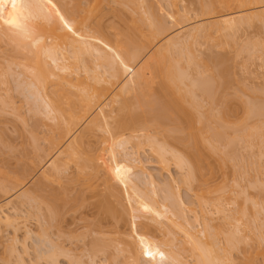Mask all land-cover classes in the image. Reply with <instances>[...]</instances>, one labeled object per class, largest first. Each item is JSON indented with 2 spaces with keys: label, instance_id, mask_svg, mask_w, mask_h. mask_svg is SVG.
Returning <instances> with one entry per match:
<instances>
[{
  "label": "bare ground",
  "instance_id": "bare-ground-1",
  "mask_svg": "<svg viewBox=\"0 0 264 264\" xmlns=\"http://www.w3.org/2000/svg\"><path fill=\"white\" fill-rule=\"evenodd\" d=\"M70 1H72L73 3V0ZM104 1L105 0L103 1L95 0L93 4H89L91 6L87 5L88 9L84 12L85 16L84 15H82V17H80L81 15L78 16V18L80 17L79 20L74 21V24L76 25L71 24L70 26H68L65 25L66 22L63 23L64 17H59V15H57L58 16L57 18L53 15L55 17L54 20L49 19L50 18L49 17L44 22H42L44 20L42 18H45V16L42 17V15L41 16L39 15L41 18H35V22L33 20L34 23H31V21L29 23V20L26 18L25 13L21 10L20 6H18L16 0L14 4H13V0H0V15L3 18L1 19L2 26L0 28H2L1 31H2V36L4 37L3 39L6 38L7 41L10 40L9 43L7 42L8 44H10L11 41L13 44L15 43L16 46L12 45V43L11 45L12 47L14 46L16 48V50L13 52L14 54L16 53V57H19L17 56V54L20 56L21 54H25L27 57L31 56L33 58L32 60H30L33 61V63L30 62V64H33L31 65V67L29 63H27L26 61L27 58L24 61L27 63L26 65H29L30 69L29 68L28 69L33 70L31 71L32 73L31 76L34 80L32 84L36 83L34 86L38 85L40 88L38 90L36 87L38 91H36L35 93L37 98L41 99L40 103L42 102V104H40V106L42 105L41 107H43L44 105L45 107L44 112L46 115L45 114L43 115H45L46 118L53 123L51 125V122L47 123L48 120L46 121V123L49 124V127H47V129H49L47 130L48 136L44 139L45 142L47 143L46 148H51L54 151L61 148L56 153L57 154L56 158L49 164L48 166L49 168L47 169V171L44 170L45 172L42 173L43 176H41V179L39 178L35 183L34 190L47 192L48 191L47 189H49L50 185L52 186V184L54 185L55 183H58V181L59 184H61L60 186H62L64 181L60 183L61 182L60 179L62 180L65 177L67 178V180L71 179L69 181L72 182L75 173L72 171L74 173L73 175V173L71 172L70 169L71 166L75 167L76 169L75 172L77 173L76 174L77 176L75 179L79 183L83 184V185L79 184L78 187H80L81 190H83L84 187L86 186L87 190H89L91 189L90 187L91 184L89 183L87 184V182H90L92 179L93 181L98 180L96 179V177H99L100 175L99 172L102 173L100 169H103L104 178L102 176L101 184L106 186L104 187L103 190L107 188L106 190H108V192H111L112 194L110 188L115 187L114 183L112 182L116 180V182H118V185L121 184L125 186L126 189L128 188V190L132 189L134 193L131 190L130 191L133 194V196H135L134 198H136V195H134L135 192L138 195L139 197L138 200H140L142 203L141 204L139 202V204H137V205L141 204L140 206H138L139 208L133 207L131 208V210H128L129 208V207L127 208L128 204L125 205V209H127L125 212H127V214L130 213L131 215L135 213L136 217L133 216L132 217L133 219L141 218L140 217L141 215L139 216V214H142L145 211L143 207L144 208L147 207L151 212H154V210L159 209L160 210L159 212L161 213L160 214L161 219H163L162 217L165 216L164 220H161L158 216L159 215L158 210H157L158 215L156 214V216H155L156 213L155 211L154 214L150 215L151 217L148 218V222L149 219L151 223L154 222L156 224L155 225L156 230H152V227L154 228L153 226L154 223L152 224H150V222L149 224L143 223V225L141 224L142 227L141 231L143 232V235L142 232L141 234H139V236H141L139 237V239L141 240L144 239L145 241L146 236L148 237L150 234L152 236L153 233L151 232L156 231L157 233V231H159L158 233H160V236H163V239H168V240H162L154 244L157 253L159 252V255L160 253L163 254L162 256L167 255L168 258L171 259L170 261L173 262V264H187L182 259L180 254L183 251H186L192 255V257L194 258V264H237L234 261L232 254L235 252L233 250L235 249L239 250L240 247H238V244L240 242L242 243L243 239L244 240L246 239V236L243 235L242 232L243 231L242 227L245 225L244 221L246 220L245 222L247 221L249 222V218L251 217L253 218V221H256L257 214L254 209H253L254 211L251 210L252 212H249L247 207L241 206L239 208V211L237 212V215H239L238 219L232 217L231 215H227L225 210L226 204H224L223 195H225L226 193L231 194L235 192L237 194V199H238L239 196L241 195L242 197L244 196L243 195L244 191L239 189L240 187H238V184L240 185V183L237 182L238 183L237 184L234 180L231 183L232 185L229 186L225 184V181H223L222 185H214L212 180L217 172L224 173L225 169L228 167L229 165L228 163L230 159L229 155L232 156V153L229 152L230 151L234 152L233 150L236 148L235 147L231 149L232 145H235V143H244V142L246 143L248 142L247 144L244 143V145L246 144V146L254 145L256 141V144L259 146V142H261L260 143L261 145L264 143V98H261L262 97L260 95L261 91L256 92L254 90H253L254 93L256 92L254 95L255 97L257 96V93L260 95L259 98L257 96L258 99L256 98L252 100V97L255 98L254 96L250 97L251 99L247 98L248 97L247 94L250 93L244 94V92L242 94H244L245 98H243L242 96H239V94L237 95V93H233L234 87L232 88V91L229 90L233 94H229V91L227 90L230 81L228 80L227 77L228 67H226L223 71H222L223 68L218 67V71L220 70L219 68H221L220 70L221 73L216 71L217 75L214 74L213 71L209 69L208 67L209 65L206 64L205 61L207 60L205 61L203 60L202 62V60L196 55L197 51H195V49H197L198 48L197 46H200L202 43L209 46L210 48L226 49L232 47V45L234 44L236 46L238 33L241 34L243 32H246L247 30H251L254 28L255 29L260 28L261 32L262 30L264 32V0H196L199 3V4L197 3L198 6L200 5L199 11L201 12V15L204 16V19L196 24L187 27L182 31H179L177 34H174L173 36H168L166 38L164 37L165 39L164 40L162 39L163 41H160L161 37H163L171 27L170 24L169 29L167 28L168 27L167 23L163 20L164 16L167 15L166 17L171 18L172 20L171 19L170 20L172 21L173 24L175 23L176 26H178L177 24L182 25V23L185 22V20L186 21L190 20L189 17H187L188 11L183 13L181 10H179V7L176 9V7L178 6L177 0L171 1V3L173 4L172 7H174L175 9L173 8L174 10L172 12L169 13L167 12L166 14H164L163 17H162L163 13L161 15L160 12L162 8L160 10H158L159 9L158 7L155 8V5L161 4L162 2L160 1L163 0H159V1L150 0V4L152 3V7L150 4L148 5L149 7L147 6L146 3L149 2L147 0H138V2H140L138 4H136L137 2L136 0H114L115 6L117 5L119 9L125 8L126 11L128 10L127 13L129 12V14H132L133 16L137 15V13L135 12L137 5L141 4L142 7L141 9L143 10V8L145 7L143 6V4L145 3L144 5H146L148 8L145 7L146 9L144 8V12L141 15L146 18L144 19L141 15L139 16H141L145 20V23H147V21L149 23L146 25L144 24L145 30H143L141 29L142 25L136 24L137 25L136 26L133 22L135 21L138 23L140 19L139 16H137V18L138 17L139 18L138 19L136 18L138 20L136 21V19L133 20L134 18L130 15V18H132L131 21L129 16L127 17L126 15L127 13H123L122 10L118 11L117 8V10L113 13L114 19H118L120 21L122 19L125 20L126 19L125 15H126V17L130 19L129 21H131L128 23L126 19V21L124 22L127 25V29L125 28L126 27L125 24L122 23L124 26L122 27V29L125 28L124 30H126L127 33H129L130 31L128 47L126 49H124L126 45L122 47L123 49H120L119 47V50L121 51L119 52V54H116L117 56H115L114 54L116 53L117 50L116 51L114 50L115 51L114 52L112 49V51L114 52L113 53L114 57H112L109 60L108 64L105 65L106 67L109 66V68H107L108 70L104 73L103 72L101 73V71L98 70L99 67L98 65L101 62L100 59L102 57L101 58L99 57L97 59V62L99 60L100 61L96 67H93V69H91L90 67L89 69L88 66H86L87 70L89 69L87 73V71H85L86 69V67L84 66L85 64H81L80 62L82 61L81 57L83 55L78 56L80 52L77 53L78 51H75L76 52L74 53L75 58L73 57V59L75 60L76 64H74V60H72L74 64L73 67L75 68V65L81 64L85 67V69L83 68L84 70L83 71L81 70L83 66L78 67L79 69H76V71L77 70L78 71L77 72L75 71L76 74H74L73 67H71L72 65L71 66L69 65L70 67L65 66V64H69L68 62H70L71 60L69 59L70 61L67 62V58L69 57H66L67 56L66 54H61V53L59 54L58 49L65 41L71 39L73 43H79L80 46L82 45L85 46L87 44V48H89V51L92 50L93 48L92 45H90L91 46L90 47L87 41L89 39L90 42V38L86 37L88 33L86 34L83 29L84 27L82 28V26H85L84 24L87 21L91 23L90 21L91 16L92 17L96 16L99 19L97 21L95 19L94 21V26L97 23L96 29L100 31L99 33L103 34L104 36L108 35L109 29L106 25L104 26L105 23L103 22V20L105 18V14H103L102 12L103 7L101 8V6H103L101 4L102 3L104 4ZM154 1H157L158 3ZM76 6L77 5H75L74 7ZM77 7L78 8H76V10L79 9V6ZM184 10L186 11L187 9L184 8ZM120 11L122 12L120 13ZM159 13L161 16L159 15ZM157 16L160 17L157 18ZM39 20L42 23H37V21ZM165 20H169V19H165ZM111 21L113 22V24L115 23L112 19ZM132 22L135 25V26L133 25L134 27L130 25V23ZM127 23L131 26V29L130 27H128ZM116 25L118 26V24ZM61 26H64V28L67 29L69 33L60 34L59 32L61 30ZM117 28L119 29L120 26ZM118 29L115 30L118 31ZM110 34L113 35V33ZM103 35L102 37H104ZM89 36L90 35H88V37ZM99 37L101 36L99 35ZM115 37L113 38V40L111 39L112 37H109V39H111L113 42ZM105 38L106 37H104V39ZM107 40L108 39H106L105 41L108 44L109 40L108 41ZM115 42L116 44H118L117 46H119L120 41L118 40L117 43V40H115ZM125 42L126 41H124V43ZM237 44H239V42ZM253 45L256 46L255 47L256 49L255 48L254 49L257 50V51L255 50L253 51H255L257 58L264 65V40L263 42H259L257 40L256 45L255 44ZM253 45L250 47L247 46L249 47L247 49L254 47ZM83 46L82 48H84ZM107 46H111V47L114 46L115 49L118 48L117 46L115 47V43H111V45L109 43V45ZM107 48L109 49V47ZM80 49L81 48H79L78 50ZM84 49H86V46ZM109 51L111 50L109 49ZM80 54H83V49ZM76 55L80 57V59L78 57L76 58ZM105 57L107 58L108 55L107 56L105 55ZM221 57L223 56H220V58ZM106 58L104 60V55H103L102 60H104L105 62L107 60ZM93 61L94 62L92 61L91 62L93 63L94 66L96 65L97 62L95 60ZM208 61H210V59ZM71 63L72 62H70V64ZM106 63L107 61L105 62V64ZM19 64L21 65V63ZM222 64L225 63L223 62ZM26 65L24 64V66ZM133 66H136L137 69L133 68ZM212 67H214V65ZM132 68L134 71H132ZM216 68L217 67H215V69ZM56 71H58L59 73H63L64 76H62L63 74H58V72ZM82 72H85V74L87 73L88 75L89 72L90 74L92 72L93 74V75L91 74L92 81L91 80L89 81L90 83L92 82L91 84L87 82L88 80H81V78L83 77L80 78L81 75L79 73ZM77 74H79L80 76ZM76 75L79 76V78H77ZM74 76L76 78H74ZM91 76L88 79H91ZM28 79L31 78L28 77ZM123 79H125L124 83L118 90L117 94H114L111 100V103L116 104L117 107L116 108L113 107L108 111L107 108L110 105H107L96 113L95 110L97 109V107L103 102V100L107 99L110 92L114 89L113 87H115ZM74 80L76 81L74 82ZM238 83L239 82H237V84ZM66 84L68 85L69 88L74 89L75 91L71 92V90H69V88L65 86ZM251 94H253V92H251ZM34 95L35 94H33V96ZM246 99H250L252 102ZM3 100L6 101V99L4 98L0 99V102L2 101V104H3ZM11 103L10 104L7 103V107L5 109H7L8 106L11 105ZM10 109H11V113L13 112L16 115L19 113L18 111L19 108H15L14 103L10 106ZM41 113L42 112H40V114ZM147 126L154 127L156 131H154V128L153 131H151L152 128H149ZM45 129H46V125H45ZM228 130L230 131L233 130V132L231 131L230 133H228L229 132ZM25 131L23 132L24 134H26L28 130L26 132ZM245 132H247L246 135ZM23 133L22 135L25 138L26 136ZM34 133L31 132L32 135L29 138L27 136V139L26 138L25 139L28 141V144L29 141L31 143L32 147L30 146V149L32 148V150H30V152L33 151L37 155L41 151L42 146H40V144H37L38 143L37 138L35 137L36 135H34ZM44 133H46V130ZM100 133L102 134V136L99 135ZM232 133L234 134L235 138L230 137L233 135ZM238 133H240V135L241 133H243L244 136L243 134L242 136L240 135L236 136L235 134ZM98 136L102 138L101 139L102 141L101 140L99 141L102 142L101 144L104 146V148L102 149L101 154L98 153L99 156L95 157L94 156L95 154L92 153L94 151L91 149L95 148L94 147L95 143L97 145ZM24 138L23 141H26L24 140ZM99 141L98 144H100ZM129 144H132L137 149H141V148L143 149L144 146H147L149 148L150 153L156 158L158 168H160L162 171L166 172L169 175L170 178L167 181V183L169 182L170 185L176 182V180L173 178V176L170 173L171 165L172 167L174 166V169H176L178 172L184 173L182 175L183 179L181 184L185 188H187L190 192H195V197L199 202V208L201 209L202 216H200L195 210L188 208L189 206H191L190 205L191 203L188 204L185 201H183V199H181L182 196H180V194L178 193L180 192L179 191L180 186L174 188L176 185H178V182L173 187L165 185L166 183L163 184L166 188L164 189V191L166 190L165 194L167 196L165 195H164L165 197L161 196L164 198V200L161 199V201L163 200L165 204L161 202L162 205L161 204L159 205V201L150 200L149 199L150 197L154 198L158 194L156 192L158 187L157 183L154 180L153 175L145 172L140 161L135 158L134 155L135 153H128L126 146ZM22 146L24 147V145ZM221 146L222 148L224 146L225 150L228 151L227 152L225 151L226 152L225 153L223 152L224 150L222 148L221 151L220 149ZM26 147L27 146H25V149ZM247 148H249V146H247ZM251 148H254V146L253 147L250 146L249 150ZM96 149H94L95 152ZM90 153L94 155L92 156ZM120 153H122L125 157V160L123 161L126 167H129L128 165H132L131 168L133 167L132 168L133 170L140 171L142 176L145 177L146 180L144 179L145 180L144 183H146L147 186L146 189L149 187L148 189L152 191V192L148 191V193L150 192L148 196L150 195L152 196L148 197L147 195L143 194L144 192H141L145 190H140L138 184L136 185V182L139 179L131 181L128 179L127 174H125L124 171H121L122 163L120 164L119 161L120 159H118ZM35 154L33 155L35 156ZM40 157H42V154ZM38 159L36 157V161ZM211 159L215 161L214 164H212V162L210 161ZM30 160L31 159H29L28 161ZM32 162L26 164V159H25V163H22L25 165L23 166V168L20 169H22L23 171L25 169L24 167L27 168V166L29 165L28 167L30 168L27 169L30 170L27 169L24 170V172L26 171L29 174L33 164H34V168H36L35 167L36 162L34 161L35 163L33 164ZM38 162H40V160H38ZM69 171L71 173H69ZM19 178H16L15 181L13 180L14 181L13 183H15L17 180L20 181ZM75 179L74 181L78 184V182ZM112 179L115 180L111 181ZM19 183L21 184V182ZM90 183H92V181ZM20 184L19 186H21L23 183L21 185ZM260 185L261 186L259 187V189L262 188L264 190V182ZM66 186H68V184H66L64 187ZM101 187L102 186H100V188ZM235 188L238 190H236ZM1 189L3 190L4 193L5 187L4 188L2 187ZM51 189H49V191ZM97 189H99V187H97ZM97 189L95 188V190ZM128 190L127 192L129 193ZM68 191L70 192V190ZM6 192H8L7 189ZM64 192L65 191H63V194ZM68 193L65 194L70 196V194ZM32 195L30 193V195H25L20 197H23L24 201H32L31 198ZM131 196L132 195L129 194L130 197L129 199H131ZM56 197L54 198L56 199ZM14 199L15 196H11L6 201L5 205H0V234L3 231L4 232L9 231L11 233H14L12 235H14L15 237L13 236L14 238L12 239L11 244L8 241L10 246L7 247L9 252L7 253L9 254L10 257H12V259H15L14 262L15 264H32L33 261L28 262L27 261L28 259L26 260V257L28 256L27 250L24 247L21 248L20 246H18L19 243H21V241L16 238L19 232L24 231L26 232L25 233L26 235L31 233L29 232L30 229L27 230L28 228H26L25 224L22 223L25 222V220H23L24 215L22 210V207H24V201L21 203L20 202L16 203ZM64 200L65 203L66 199ZM136 200L134 199V202ZM244 201L245 202L248 201L247 197L244 199ZM143 203L146 206H144ZM252 204L256 208L259 203L252 202ZM123 206L124 205L122 204L121 207ZM141 207L143 210L141 209ZM155 207L156 209H153ZM210 207L215 209L216 213L221 215L225 222L226 221L234 222V225L229 229H225V227H223L225 230L222 231L225 232V236L222 243L219 241L218 234L215 233V231L211 226L214 219L213 217L210 216V212H211L209 211ZM132 209H133V213L131 212ZM109 210H110L109 213H112L111 209ZM121 211L124 210H122L121 208ZM189 212L193 214V218H189L188 216ZM260 212H262L263 214V209L262 211L261 210H259V212L257 211V213ZM115 213L116 212H114V214ZM25 217L27 216L25 215ZM142 218H144V213ZM201 219L203 220V222H201ZM143 220L145 221L146 217ZM38 221L41 222L40 220ZM113 221H117V220L113 219ZM127 222L128 221H126V226H127ZM44 223L46 225L47 222ZM129 223H134V222L129 221ZM226 223L227 225H229L230 222H226ZM129 225L131 226L132 224ZM115 226H111V228L115 229ZM133 227H135V225ZM133 227L132 228L130 227V229H133ZM174 229L175 231H173ZM43 231L45 233V229ZM217 231H221V230H217ZM132 232L133 231L131 230V233ZM175 232L176 234L177 233L179 234L176 235ZM180 234L184 237V242H180L179 239L177 238ZM45 236L48 237L47 234ZM44 240H46L48 243L47 239ZM98 242L99 241H97L96 243L94 240V243H96L97 246L95 244L94 245L97 248H99L98 245H100V247L103 248L106 246L110 247V244L105 246L101 242H99L98 244ZM50 244H47V246L45 245L46 248H48ZM133 244L136 245L135 243ZM148 244L150 245V242ZM91 245L89 246L90 250L93 247V245L92 247ZM139 245L141 247V244ZM151 245L153 244L151 243ZM124 246L126 247V245ZM41 247L39 246V249H42ZM137 247H138V243H137ZM58 248L59 247L56 246V244L53 245L52 243L50 249L48 248V251L47 250L46 252L44 251L42 252V250L38 251L39 254H35L36 256L38 255L36 259L39 260L46 259V261L52 264H61L59 262L60 261L59 253L61 254V251ZM107 249L108 247H106V250ZM101 250L103 249L100 248V251ZM123 250L128 252V250H125V248ZM133 250L134 251L132 252L134 253L132 256H134L136 252L135 249ZM93 251H97V249L92 250L90 254L91 256H93L92 255ZM64 252L62 254H64ZM64 255H66V253ZM68 255L67 258L71 257V255L68 257ZM137 256L138 255L136 254V256L134 257L135 260L133 259L135 263L138 261ZM93 257H95V255ZM91 258H89L90 262H91ZM70 259L74 260V258H70ZM79 262L80 261H78L77 264H79ZM92 262L90 264H95L94 261ZM72 263L75 264L76 262L74 263L72 261ZM81 263L82 262H80V264Z\"/></svg>",
  "mask_w": 264,
  "mask_h": 264
},
{
  "label": "rangeland",
  "instance_id": "rangeland-1",
  "mask_svg": "<svg viewBox=\"0 0 264 264\" xmlns=\"http://www.w3.org/2000/svg\"><path fill=\"white\" fill-rule=\"evenodd\" d=\"M75 1L76 0H73V3H72V1H70V0H16L18 6H20L21 10L26 15V18L29 20V23H30V21H31V23H34L35 18H41L40 17L41 15H42V17L45 16V18H46V19L42 18V19H44L43 21L41 19L42 22L47 20V18H49V17H50L49 19L54 20L55 17L57 18L58 17L57 15H59V17H64L63 23L66 22L65 25H68V26H70L71 24H74V21L79 20V18L82 17V15L85 16L84 12L88 9L87 5L93 4V2L95 0L94 1L93 0H88V1L87 0H77L76 2ZM101 1H103V0H101ZM136 1H137L136 4L140 3V2H138V0H136ZM147 1H149L146 3L148 6L150 4V0H147ZM157 1H159V0H157ZM157 1H154V2L158 3ZM171 1L172 0H165V1L163 0V1H160L162 3L159 5L155 3L156 4L155 8L158 7L159 8L158 10H160L162 8L160 10L161 15L163 13L162 17L167 12L168 13L172 12L175 9L174 7H172L173 4L171 3ZM76 3H78L79 5ZM170 3H171V5H170ZM197 3H198V1H196V0H180V1L177 0L178 6L176 7V9L179 7V10H181L183 13L188 11L187 17H189V19L191 21L185 20V22H183L182 25L177 24L178 26H176L175 23L174 24L172 23L171 18L166 17L167 15L164 16L165 19H169V20H165L163 17V20L167 23L168 29H169L170 24H171V27H170L171 30L169 29L170 31L168 30V32L163 37H161L160 41H163L166 37L173 36L174 34H177L179 31H182V30L186 29L187 27H189L193 24H196V23H198L204 19V16H202L201 12L199 11L200 5L198 6L199 3L198 4ZM144 4H143V6H145L146 8L149 7V6L147 7ZM75 5L79 6L80 10L79 9L76 10V8H78V7L77 6L74 7ZM101 5H103V6H101V8L103 7L102 12H103V14H105V18L103 20V22L105 24L104 23L103 24H104V26L106 25L109 29V30L107 29L108 35L104 36L103 34L99 33L100 31L96 29L97 23L94 26L95 19H96V21L99 19L96 16L95 17L91 16V20H90L91 23L89 21H87L86 22L87 25L85 23L84 24L85 26H82V28L84 27L83 28L84 32L86 34L88 33L86 37L90 38L91 43L89 42V39L87 41H88L89 46L92 45V47H93L92 50L89 51V48H87V44L85 45L86 49H84L85 46L82 45L84 47V48H82V46H80L79 43H73L71 39L65 41L58 49L59 54L60 53L66 54L67 55L66 57H69V58H67V62L70 60H71L70 62H72L71 64H70V62H68L69 64H65V66H69V65L71 66L72 65L71 67H73V65L76 64L75 60L73 59V57L75 58V54H74V53H76L75 51H78L77 53H79V52L81 53V51L83 49V54L79 53V55L78 54L77 55L78 56L83 55L82 56L83 58L81 57L82 61H80L81 64H85L84 65L85 67L88 66V68L90 67L91 69H93V67H96L100 60H101V62L102 61L104 62V60L106 58L105 55L106 56L108 55V57L106 58L107 63L105 64L106 61L104 63L100 62L98 65L99 66L98 70H100L101 73L102 72L104 73L108 70L107 68H109V66L106 67L105 65H107L109 60L112 57H114L113 53L117 50L116 53H114L115 56H117L116 54H119V52L121 51V50H119V47H120V49H123L122 47L125 45L126 46L124 49H126L128 47L130 31H129V33H127L126 30H124L125 28L127 29V25L124 22L126 21V19H127L128 23L132 21V18H130V15L134 18L133 20H135L137 18V16L141 15L144 12L145 7L142 10L141 4H139L140 6L137 5V7L135 9V12L137 13V15L133 16L132 14H129V12L127 13L128 10L126 11L125 8L119 9L117 7V5L115 6L114 0H105L104 4L102 3ZM150 5L152 7V3ZM89 6H91V5H89ZM159 6H161V7H159ZM72 8H73L74 12H73ZM117 8H118V11L122 10L123 13H127L126 15H127V17L129 16L131 21H129L130 19L127 18L126 15H125L126 19L124 18L125 20L122 19L120 21L118 19H114L113 13L117 10ZM184 8L187 10L185 11ZM113 9H115V10H113ZM123 9L125 10V12ZM194 9H195V11L196 10L197 11L195 12ZM153 10H156V9H153ZM122 11H120V13ZM70 12H72V13H70ZM197 12H199V13H197ZM136 13H134V14H136ZM73 14H75V15H73ZM159 15H160V13H159ZM78 16H80V17L78 18ZM141 16H139L140 19L143 17V16L142 17ZM159 17L157 16V18H159ZM143 18L145 19L146 17H143ZM143 18L141 20L139 19V21L136 19V21H138V23L135 21H133V22L135 25L136 24L142 25L141 29L145 30V25L148 24L149 22L146 20L147 23H145V20ZM1 19H3V18L0 15V27L2 26V20ZM60 19H62V18H60ZM111 19L115 22L114 24L111 21ZM33 20H34V22H33ZM142 20H144V21H142ZM39 21H37V23H42L41 21L40 22ZM118 22H121V23H118ZM133 22L130 23V25H132V27L135 26L133 24ZM122 23H124L126 26L123 29H122V27H124V26ZM116 24H118V26ZM74 25H76V24H74ZM112 25H114V26H112ZM130 25L128 24V27H130V29H131ZM119 26H120V28L118 29L117 27H119ZM1 29L2 28H0V97L2 96L1 98L6 99V101L3 100V104H2V101L0 102L1 103L0 104V106H1L0 107V187L1 188L5 187L4 193H3V190L0 188V205H5L6 201L11 196H15L14 201L16 203H19V202L21 203L24 201V198L20 197V196L30 195V193H31V195L33 194L32 197L30 196L32 198V201H24V207H22L24 218H26V219L23 218V220H25V222H22V223L25 224V227L28 228L27 230L30 229L29 232H31L33 234L30 233V234L26 235L25 234L26 232H24L22 230L23 232H19L17 234L18 237L16 236V238L21 241V243H19L18 246H20L21 248L24 247L28 252L27 253L28 256L26 257L27 254L25 255L26 260L28 259L27 260L28 262L33 261L32 264H49L50 262L46 261V259H41V260L36 259V257L38 255L36 256L35 254H39L38 251H40V250H42V252L43 251L46 252V250L48 251V248L50 249V247L53 243V245L56 244V246L59 247L58 249L61 251V254L58 252L60 255L59 256V260H60L59 262L61 264H73L72 261L74 263L76 262L75 264H77L78 261L82 262L81 264H90L92 261H94L95 264H134L135 262L133 261V259L136 256V254L139 256V258L137 256L138 261L135 264H173V262L170 261L171 259L168 258L167 255L162 256L163 254H161V253L159 255V252L157 253V251H156L154 244H156L162 240H168V239H163V236H160V233H158L159 231H157V233H156V231L151 232V233H153L152 236H151V234L148 237L146 236L145 241H144V239L143 240L139 239V237H141V236H139V234H141V232H142L141 231L142 230L141 224L142 225H143V223L149 224V222H150V224L154 223V222L151 223L150 219L148 222V218H150L151 217L150 215H153L155 211H156L155 216H156V214L158 215V213H159L158 216L160 218L161 217L160 216L161 213L159 212L160 210L157 209L158 213H157V210H154V212H151L147 207L146 208L143 207V209L145 211L144 212L142 211V212L144 213V218L146 217L147 221L145 220L146 221L145 222L143 220L144 218H142L143 217L142 212H141L142 214H139V216L141 215L140 219H135V218L133 219L132 218L133 216L136 217L135 213H133V209L131 212L134 215L133 214L130 215V213L127 214V212H125L127 210V209H125V205H127V204L129 205V206L127 205V208L129 207L128 210H131V208H133V207L139 208L138 206H140L142 203L140 200H138L139 199L138 195L135 192L134 195H136V198L138 200V202H137L136 198H134L135 196H133V194L131 193L132 189H130L131 190L130 191V190H128V188L126 189L125 186L121 185L120 183H119L120 185H118V182H116L115 179L111 180V181L115 180L112 182V183H114L115 187L113 186L114 188H110V191H112V194H111V192H108V190H106L107 188H105V190H103L104 187H106V186L101 184L102 183V181H101L102 176L104 175L103 169H100V171H102V173L99 172L100 173L99 177H96V179H98V180L100 179L99 181L98 180L93 181V179H92L91 180L92 183H90L91 181L87 182V184L88 183L91 184V186H90L91 189H89V190H87L86 186L84 187L83 190H81V188L78 187L79 184L80 185H83V184L79 183L75 179L77 176L76 175L77 173L75 172V170H76L75 167H72V166L70 167V169H71V172L73 171L75 173V175H74V173L72 172L74 175L73 178L78 182V184L74 181V179L71 182V181H69L71 179L67 180V178L65 176H63L66 178V179L63 178L62 180L60 179V181H61L60 183H62V181L66 182V183L63 182V185H62L63 187L60 186L61 184H59V181H58V183L54 184L55 187L53 184H52V186L50 185L49 189H51V188L52 189L50 191H49V189H47L49 192L48 191L45 192V191H35L34 190L35 183L37 182V180L39 178L41 179V176H43L42 173L47 171V169L49 168L48 167L49 164L56 158V156H57L56 153L61 148H59L58 150H55V151L52 150L51 148H46L47 143L45 142L44 139L48 136L47 130H49V129H47V127H49V124H47V123H49L51 121H49L46 118V116H45L46 114L44 112L45 107H44V105H43V107H41L42 105L40 106V104H42V102L40 103L41 99L37 98V96H36L35 92L40 89L39 86L38 85L34 86L36 83L32 84V82H34V80L31 76L32 75L31 71H33V70H29V69H30L31 65H33V64H30V62L33 63V61H30L33 58L31 56L27 57L25 54H21V56L17 54V56H19V57H16V53L15 54L13 53L16 50V48L14 47V46H16L15 43L13 44L11 41L12 45H14L13 46L14 48L12 47L11 43L8 44L10 42V40L7 41L6 38L3 39L4 37L2 36ZM115 29H118V31ZM109 31H110V33H113V35H111L109 33ZM115 31H116V33H115ZM122 31H124V32H122ZM105 32H107V31H105ZM59 33L60 34H66V33H69V31L67 29H65L64 26H61V30ZM114 33H115V35H114ZM3 34H4V32H3ZM88 35L93 36V37H90V36L88 37ZM99 35L101 37L103 35L106 38L105 39H104V37L101 38V37H99ZM108 36L112 37L111 38L112 40L115 36L117 38L115 37L114 41L112 42V40L109 39ZM106 39L109 40V41L108 40L107 41L110 43V45H111V43H115V47L118 45V44H116L115 40H117V43L119 40L120 42H119V46H117L118 48L115 49L114 46H112V47L107 46V45H109V43L108 44L106 43V41H105ZM235 40H236V37H235ZM257 40L259 42H263V40H264V32H263V30L261 32L260 28H257V29L254 28L251 30H247L246 32H243L241 34L238 33L237 40H236V46L237 47L234 44V45H232V47L226 48V49H228V50H226L225 48H222V49L221 48H210L209 46L202 43L200 46H197L198 48L196 47L197 49H195V51H197L196 55L202 60V62H203V60L204 61L207 60L205 62H206V64L209 65V66L208 65L207 66L209 67V69L211 71H213L214 74H216L217 72H220L221 68H223L222 69V71H223L226 67H228V70H227L228 76L227 77H228V80H230L229 85L227 87L228 91L229 90L232 91V88L234 87L233 93H237V95L239 94V96H242L243 98H245L244 94L250 93V94H247V96H248L247 98H250V97L254 96L257 91L258 92L261 91L260 92L261 93L260 95L262 96L261 98H264L263 97L264 96L263 95L264 94V92H263L264 91V65L257 58V55L255 53V51H257V50H255L256 46L253 45V44L256 45ZM124 41H126V42L124 43ZM238 42H239V44H237ZM252 45L254 47L247 49ZM247 46H249V47H247ZM107 47H109V49L111 51H109V49ZM79 48H81V49L78 50ZM105 48H107V49H105ZM112 49H113V51L114 50L115 51L113 52ZM84 50H86V51H84ZM106 50H108V51H106ZM223 50H225V51H223ZM250 50H251V52H250ZM253 50H255V51H253ZM106 52H107V54H106ZM247 53H249L251 55V57ZM19 54H20V51H19ZM77 55H76V58L78 57ZM103 55H104V60H102ZM255 55H256V57H255ZM210 56H211V58H210ZM220 56H223V57L220 58ZM99 57L100 58L102 57V58L97 62V59ZM26 58H27V60H26ZM78 58L80 59V57H78ZM252 58H254L255 60ZM209 59H210V61H208ZM16 60H17V63H16ZM20 60L21 61L23 60L22 62H24V63H22ZM24 60H26L27 63H29L30 67H29V65H26L27 63ZM72 60H74V64H73ZM93 60H95L97 62L96 65H94V66L92 63V62H94ZM18 61H19V63H21L22 66L18 63ZM67 62H65V63H67ZM210 62H211V64H210ZM223 62L225 64H222ZM24 64L26 66H24ZM81 64L75 65V68L73 67V70H74L73 73L74 74H76V72L78 71V70L76 71V69H79L78 67L83 66ZM102 64H104V65H102ZM211 65L212 66L214 65V67H212ZM223 65H224V67H223ZM84 66L82 67L81 70H83V68L85 69ZM101 66H102V69H101ZM215 67H217V68L215 69ZM218 67H221V68H219L220 69L219 71H218ZM133 68H136V66H133ZM133 68H132V71H134ZM89 69L87 70V67H86L85 71H87V73H88ZM56 72H58V71H56ZM87 73L85 74V72H82V73H79L81 76L79 74H77V75H79L80 78L83 77V78H81V80H88L87 82L90 83L89 81L90 80L92 81V76H91L92 72H91V74L89 72V75ZM26 74H28V75H26ZM58 74H63V73L58 72ZM65 74H67V73H65ZM83 75H85V76H83ZM62 76H64V74ZM79 76H77V78H79ZM90 76H91V79H88ZM28 77L31 79H28ZM84 77H86L87 79ZM74 78H76V77L74 76ZM75 81L76 80H74V82ZM124 81H125V79L121 80L120 83H118L115 87H113L114 89L110 92L107 99L103 100V102L95 110L96 113L99 112V110H101L103 107H105L107 105H110L107 108L108 111L113 107L114 108L117 107L116 104L111 103V100H112L114 94H117L118 90L120 89V87L122 86ZM237 82H239V83L237 84ZM65 86L68 87L67 84ZM36 87L38 90L36 89ZM251 88H253V89H251ZM247 89H250V90H247ZM69 90H71V92L75 91L74 89H71V88H69ZM242 90H244V91H242ZM253 90L256 92L254 93ZM231 91H229V94H233ZM235 91H237V92H235ZM239 92H241V93H239ZM243 92H244V94H242ZM251 92H253V94H251ZM33 94H35L34 95L35 97L33 96ZM260 95L257 93L258 98ZM257 96L256 97L254 96L255 98L252 97V100L256 99ZM36 98L39 100V102ZM250 99H246V100L252 102ZM10 100H12V101H10ZM11 102L14 103L15 108H19V110H18L19 113L17 115L14 114L13 112L11 113L10 106L13 104ZM4 103H5V105H4ZM7 103L8 104L11 103V105L8 106L7 109H5L7 107ZM39 106H40V109L42 108L41 109L42 111L39 109ZM2 107H4V108H2ZM186 107H187V105H186ZM1 109H2V112H1ZM40 112H42V113L40 114ZM214 113H217V112H214ZM43 114H45V115H43ZM46 121H47V123H46ZM52 124L53 123L51 122V125ZM45 125H46V129H45ZM147 127H149V126H147ZM149 128H152L151 131H153L154 127L151 126ZM23 130L24 131L28 130V131L27 132L25 131L26 134H24ZM45 130H46V133H44ZM154 131H156L155 128H154ZM228 131H229L228 133H230L231 131L233 132V130H231V131L228 130ZM235 131H234V133H235ZM29 132H30V134H29ZM31 132L32 133L35 132L34 135H36L35 137L37 138V142H38L37 144H40V146H42L41 151L37 155L33 151H32L33 153L30 152V150H32V148L30 149L31 143L29 141V144H30L29 145L28 141L26 140L27 136L29 138L32 135ZM22 133L26 136L25 137L26 139L24 138ZM246 133L247 132H245V135H246ZM232 134H230V135H232ZM242 134L243 133H241V135H240V133H238L235 135L236 136H239V135L242 136ZM1 135H3V136H1ZM99 135L102 136L101 133ZM100 136H98V140L96 139L97 145H96V143H95V146L93 145L95 147L94 149H96V146H97V149H99V150L96 149L97 154H96L94 149H91L94 151L92 153L95 154V155L93 154L95 157L99 156L98 153L101 154L102 149L104 148V146L101 144L102 142L99 141L102 139ZM123 136H125V135H123ZM243 136H244V134H243ZM160 137H162V136H160ZM230 137L233 138L234 134ZM23 138L27 142L23 141ZM38 140H40V141H38ZM98 141L100 144H98ZM25 143H27V144H25ZM244 143H246V142H244ZM244 143H235V145H232L231 149H233L235 147L236 148L233 150L234 152H231L229 150L230 151L229 153H232V156L231 155H229L230 157L228 156L230 158L229 163H228L229 164L228 167L225 169L224 173L217 172L212 181H213L214 185H222L223 181H225V184H227L229 186V185H232L231 183L234 180L236 183L237 182L240 183V185L237 183L238 187H240L239 189L244 191L243 195L245 196V198L247 197V199H248V201L245 202L244 201L245 198H244V196L242 197V195L239 196L237 199V194L235 192H233L231 194L226 193L225 195H223L224 204H226L225 210H226L227 215H231L232 217L238 219L239 215H237V212L239 211V208L241 206L247 207L249 212H252L255 210V212L257 214V218L255 215V218L257 219L256 221H253L252 217L249 218V222L248 221L245 222L246 220L244 221L245 225L242 227V230H243L242 232H243V235L246 236V239L245 240L243 239L242 243L240 242L238 244V247H240L239 250L238 249L233 250V251H235L234 253L232 252L233 253L232 257H233L234 261L237 264H264V240H263L264 239V207H263L264 206V190L262 188L259 189V187L261 186L260 184H262L264 182V147H263L264 143L262 142L263 143L262 144L263 146H262L260 144L261 142H259V146H258L256 144V141H255V143L253 142L254 145H247V146H249V148H250V146H252V147L254 146V148H251L250 150L246 146V144L248 142L245 145H244ZM9 144H11L12 146ZM22 145H24V147ZM25 146H27L29 148L26 147V149H25ZM126 148H127L128 153H135L134 154L135 158L140 161L145 172L153 175L154 180L157 183L158 187H157L156 192L158 193L157 194L158 197L155 196L156 197V199H155V197L154 198L150 197L152 195L148 196L149 193L152 191H150L148 189L149 187L146 189L147 186H146V183H144L146 180L145 177L142 176L140 171L133 170L132 169L133 167L131 168L132 165H128L129 167H126V165L124 164V161H123V160H125V157L122 153H120L118 159H120L119 160L120 164L122 163L121 164V169H122L121 171H124V173L127 174L128 179L131 181L137 180V179L140 180V181L137 180V182L136 181L135 182H136V185L138 184V187L140 188V190H145V191H141V192H144L143 193L144 195H147L148 197H150L149 198L150 200L159 201V205L161 204V202L165 204V202H163V200H164L163 197H165L167 195L165 194L166 190L164 191V189H166V188L163 184L166 183L165 185L173 187L178 182V185H176L174 188H177L178 186H180V188H179L180 192H178V193L180 194V196H182L181 199H183V201H185L188 204L191 203L190 204L191 206H189L188 208L195 210L200 216H202L201 209L199 208V202H198L197 198L195 197V192H190L187 188H185L181 184L182 179H183L182 175L184 173L178 172L176 169H174V166L172 167V165H171V167H170L171 172L170 173L173 176V178L176 180V182L172 183L170 185L169 182L167 183V181L170 178L169 175L166 172L162 171L160 168H158L157 160L150 153L149 148L147 146H144L143 149L142 148L137 149L132 144H129L126 146ZM221 148H222V146L220 147V149ZM222 149L224 150L223 152L228 151V150H225L224 146ZM222 149H221V151H222ZM21 152H23V153H21ZM24 152H26V153H24ZM33 154H35V156ZM41 154H42V157H40ZM234 155H236V156H234ZM36 157H37V159L39 158L38 160H40V162H38V160L36 161ZM25 159H26V164L31 163L33 160L36 162V164H35L36 168H34V164H33L35 162L34 161L32 162L33 169L31 167L32 172L30 171L29 174L26 171H25L26 173L24 172V170H26L27 168H30V167H28L29 165L28 166L26 165L27 168L24 167L25 169L23 171H22V169H20V168H23V166L25 165V164H22V163H25ZM27 159L28 160L33 159V160L28 161ZM210 161L212 162V164H214V162H215L213 159H211ZM254 164H255V166H254ZM27 170H30V169H27ZM21 171L23 172V174ZM71 172L69 171V173H71ZM19 173H21V174H19ZM26 174H28V175H26ZM21 175H23V176H21ZM14 176H16V177H14ZM18 176L21 178H19ZM16 178H19L20 181L17 180L15 183H13L16 180ZM103 178H104V176H103ZM236 180H238V181H236ZM17 182L18 183L21 182V184L23 183L24 185L22 184L23 185L22 186L19 183L21 185V186H19V184ZM11 183H13V184H11ZM4 184H5V186H4ZM57 184H58V186H57ZM64 184L65 185L68 184V186L64 187L65 186ZM85 185H86V183H85ZM100 186H102V187L100 188ZM56 187H57V189H56ZM59 187L61 190L59 189ZM97 187H99V189H97ZM159 187H160V190H159ZM95 188L97 190H95ZM6 189L8 192H6ZM66 189L70 190V192ZM56 190H57V192H56ZM76 190H77V192H76ZM101 190L103 191V193ZM127 190L129 191V193L127 192ZM236 190H238V189H236ZM51 191H53V192H51ZM54 191H55V193H54ZM63 191H65L64 194L69 192L68 194H70L71 197L69 195L65 194L67 196L66 197L63 194ZM148 191H150V192L148 193ZM161 191H163L164 193ZM18 192H21V193H18ZM126 192L128 195L126 194ZM132 192L134 193V191H132ZM145 192H147L148 194ZM16 193H18V194H16ZM26 193H28V194H26ZM178 193H177V195H178ZM129 194H131L133 196V197L131 196L132 201H131V199H129L130 198ZM63 195H64V197H63ZM53 196L54 197L58 196V197H56V199H55ZM161 196H163V197H161ZM63 198L66 199L65 203H64L65 200ZM118 198H119V201L124 205L123 206L124 208L121 207L122 204L118 201ZM134 199L136 200L135 202H134ZM161 199H163V200L161 201ZM139 202L141 204L137 205V204H139ZM252 202H258L259 204L255 208V206H253ZM49 203H52V204H49ZM61 203H63V204H61ZM144 206H146V205L144 204ZM260 207L263 209V214H262V212L257 213V211L259 212V210L262 211V209ZM121 208L124 211H121ZM55 209H58V210H55ZM109 209H111L112 213H109V211H110ZM141 209H142V207H141ZM146 209H147V211H146ZM153 209H156V207ZM209 211H211L210 216L213 217V219H214L211 226H212L213 230L215 231V233L218 234L219 241L222 243L224 240V236H225V232H223L222 230L229 229L230 227H232L234 225V222L233 221H226V222H230L229 225H227V223L223 220V217L221 215H219L218 213H216L215 209L210 207ZM114 212H116V213L114 214ZM125 214L127 215V218H126ZM258 214H259V216H258ZM25 215L27 217H25ZM112 216H113V218H112ZM188 216H189V218H193V214L190 212L188 213ZM164 217H162L163 219H161V218L160 219L164 220ZM113 219L117 220L118 222L113 221ZM38 220H40L41 222H39ZM43 221L47 222L46 225ZM126 221H128L127 226H126ZM129 221L134 222V223H129ZM201 222H203L202 219H201ZM39 224H41V225H39ZM109 224H111V225H109ZM129 224H132V225L130 226ZM133 224L135 225V227H133L134 226ZM155 225L156 224L154 223V225H153L154 228L152 227V230H156ZM111 226H115V229L111 228ZM130 227L131 228L133 227V229H130ZM223 227H225V229ZM40 229H41L42 233L40 232ZM44 229H45V233L43 231ZM134 229H136V230H134ZM131 230L133 231L132 233H134V234L131 233ZM217 230H221V231H217ZM173 231H175V229ZM118 232H119V234H118ZM176 232H175V234H176ZM115 233H117V234H115ZM12 234H14V233H11L9 231H6V232L3 231L0 234V264H15L14 263L15 259H12V257L9 256V254H8L9 252L7 249V247L10 246L12 239L15 237ZM46 234L48 235V237L45 236ZM178 234L179 233H177L176 235H178ZM41 235H43V236H41ZM142 235H143V232H142ZM180 235L177 238L179 239L180 242H184V237L182 235L181 236ZM40 236H41V238H40ZM44 239H47L48 243ZM94 240L96 243H97V241H99V242L103 243V245H105V246L110 244V247L106 246V247H108L109 250L108 249L106 250V247H104L105 249L103 247H100V245H98L99 248H97L96 247L97 244L94 243ZM8 241L10 242V244ZM42 241H44V242H42ZM91 241H92V243H91ZM135 241H137V242H135ZM139 241H140V243H139ZM99 242H98V244H99ZM149 242H150V245L148 244ZM45 243H47V244L51 243V244H50V246L48 245L49 246L48 248H46L47 244H45ZM104 243H106V244H104ZM133 243H135L136 245H134ZM137 243H138V247H137ZM151 243L153 245H151ZM91 244L93 245V247ZM127 244L129 247L127 246ZM139 244H141V247ZM90 245L92 247L91 250L89 247ZM124 245H126V247ZM39 246L40 247L42 246L41 247L42 249H39ZM135 246L138 250H141V251H138L135 248ZM27 247H28L29 251H28ZM33 248H35V249H33ZM93 248L97 249V251H93V253L95 252L94 254L92 253V255L93 256L95 255V257L90 255L92 250H94ZM100 248L103 250L100 251ZM124 248H125V250H128V252L124 251L123 250ZM133 249H135V251H136L134 256H132L134 253V252H132V251H134ZM146 251L151 252L152 256L146 255L145 254ZM63 252H64V254L66 253V255L62 254ZM30 254H33V255H30ZM180 254H181L182 259L187 264H194V258L192 257V255L190 253L183 251ZM67 255H68V257L71 255V257L67 258ZM70 258H74V260H71ZM89 258H91V262H90ZM93 258H95V259H93ZM38 260H39V262H38ZM43 260H45L46 263ZM75 260H77V261H75ZM80 262H79V264H80ZM50 264H52V263H50Z\"/></svg>",
  "mask_w": 264,
  "mask_h": 264
},
{
  "label": "snow or ice",
  "instance_id": "snow-or-ice-1",
  "mask_svg": "<svg viewBox=\"0 0 264 264\" xmlns=\"http://www.w3.org/2000/svg\"><path fill=\"white\" fill-rule=\"evenodd\" d=\"M15 3V0H13V4ZM146 255H148V256H152V253L151 252H149V251H146V253H145Z\"/></svg>",
  "mask_w": 264,
  "mask_h": 264
}]
</instances>
